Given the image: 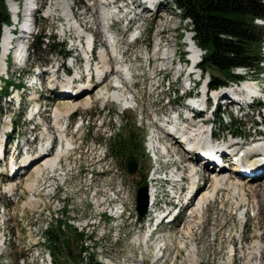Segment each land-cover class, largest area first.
Masks as SVG:
<instances>
[{
	"label": "trees",
	"instance_id": "1",
	"mask_svg": "<svg viewBox=\"0 0 264 264\" xmlns=\"http://www.w3.org/2000/svg\"><path fill=\"white\" fill-rule=\"evenodd\" d=\"M263 1L177 0V4L192 18L198 44L207 50L204 67L228 76L231 67L254 62L260 30L252 21L264 15ZM5 18V8L0 0V23ZM53 249L57 252L58 245Z\"/></svg>",
	"mask_w": 264,
	"mask_h": 264
},
{
	"label": "bare ground",
	"instance_id": "2",
	"mask_svg": "<svg viewBox=\"0 0 264 264\" xmlns=\"http://www.w3.org/2000/svg\"><path fill=\"white\" fill-rule=\"evenodd\" d=\"M64 16H65V18L67 19L68 22H71L70 15L67 12H65ZM17 53L20 54V52H17ZM1 79H3V78H1ZM249 85H252V84H249ZM230 94H231V92H228V95L229 96H230ZM214 95H216V96H214L215 98L218 97L217 94H214ZM183 125L187 126L186 128L185 127H182V129L185 131L186 134L194 135L195 136V138H196V143L195 144L196 145H198L200 147H203V148H205L208 145V141H207L206 136H205V133H204L205 130H206V126L202 127L201 124H200V126H197L196 127L195 124H190V123L189 124L184 123ZM151 143H152V141H151ZM231 143H233V142H231V140H228L225 143L219 142L218 145L220 147H223L225 145L228 146V147H231L232 146V145H230ZM163 145L166 146V149H167V151L169 153H172L174 156L177 155V153H176L177 143L176 142H174V143H172L170 145H167L166 143H163ZM149 146H151V144ZM260 151H262V150H257V147L256 148L253 147L250 152H246V155H249V157H247L248 158L247 161H248L249 164L252 165L253 169H256V165L254 164V162H255V158H254L255 157V154L254 153H258ZM154 154H155V151H154ZM216 154H217V152L208 153L207 154V157H208V159H211L212 160V157L213 156L214 157H217ZM165 157H167V156H165ZM215 159H217V158H215ZM193 166L195 167V165H193ZM233 169H231V170H233ZM155 175H156V177H155ZM159 175H162V166L161 165H158V167L154 170V173L152 174V177L153 178H157V176H159ZM188 177L190 178L191 175H188ZM224 177H225V174H218V175L211 176V179H213L212 188H211L210 191H208L205 194V197L202 200H200V201L201 202H206V201L209 202V201H212V200H214L216 198V193L217 192H221V188L222 187H229V189H227L226 191L229 192V195L232 198H234V195H238V205L240 203H247L246 196H245V191H244V189H247L246 188L247 185L245 186V184L242 183V182H240L239 180L229 181L227 179L224 182V180H223ZM211 179L209 180V182L211 181ZM207 186L208 185L204 186L203 189H208ZM193 187H194V180H193ZM249 187H252V186H249ZM148 189H150V197H152L153 196V192L155 190V187L153 185H150L149 184L148 185ZM253 189H254V190H252L253 191V194L256 193V197L253 198L252 203L253 204L254 203L255 204H258V201L259 200L257 199V194H258L257 193L258 192L257 185L254 186ZM231 251H235V252L237 251V254L243 252V250L241 248H236V249L233 248V249H231Z\"/></svg>",
	"mask_w": 264,
	"mask_h": 264
},
{
	"label": "rangeland",
	"instance_id": "3",
	"mask_svg": "<svg viewBox=\"0 0 264 264\" xmlns=\"http://www.w3.org/2000/svg\"><path fill=\"white\" fill-rule=\"evenodd\" d=\"M46 24V21H44V20H40V22H39V25L42 27V26H44ZM165 27L166 28H168V29H170L171 30V28H172V23L171 22H168L166 25H165ZM2 89H4V90H8L7 88H2ZM165 100V93H164V90L162 91V94H161V96H160V98H159V107H162L163 109H162V111L164 112L165 111V109H164V104H163V101ZM153 101H155V95H154V98H153ZM249 114V111L248 110H246L245 112H244V116H247ZM147 115V114H146ZM221 128H222V132H224V133H227L229 130H232V131H235V132H237V133H240V132H242V133H246V131H247V128L249 129V123H242L241 121H239V120H237V121H235V123L233 124V125H229V126H225V125H221L220 126V132H221ZM131 129V131H134L135 133H136V135L139 137V136H143V137H145V136H147V133H146V131L144 130V129H139V128H126L125 129V131L123 132V133H125L126 135H127V133L129 132V130ZM148 129V128H147ZM156 167V165L155 164H153V162L151 161V159L150 158H140L139 157V165H138V174H137V177H136V179L137 180H139V179H141L142 178V175H145V181H146V179L148 178H150V176H151V172H150V170L151 171H153V169H156L155 168ZM153 173H154V171H153ZM152 173V174H153ZM155 177H156V175H155ZM150 182H153V181H151V179H150ZM211 183H210V187L212 188V185H213V179H211V181H210ZM154 184V183H153ZM153 184H150V185H153ZM158 184V188L157 189H161V183H157ZM154 186V185H153ZM246 186V185H245ZM264 184L261 186L260 184L259 185H257V190L258 189H263L264 187ZM155 187V186H154ZM253 187L254 186H252V187H249L248 185L246 186V188L247 189H244V191H245V196H246V192L247 191H250V190H254L253 189ZM263 187V188H262ZM208 188V187H207ZM210 188V189H211ZM255 192V191H254ZM218 194H222V191L221 192H217ZM217 193H216V195H217ZM229 193V192H228ZM258 195V194H257ZM234 197H236L237 198V203H238V195H234ZM216 199V198H215ZM258 199V198H257ZM259 202V201H258ZM225 243H226V241H225ZM125 247H126V251H124V252H122L121 250H123L122 248H118V247H116L115 245H113V244H111V243H109L108 245H107V249L106 250H108V251H110V252H113V253H116V254H118V255H126V254H130V253H134V252H136V254H140V253H142L145 249H143V251L142 252H140V248H136V247H133V246H131V245H129V244H126L125 245ZM134 249H136V251H134ZM150 251V250H149ZM148 251V252H149ZM68 252V253H67ZM77 252H78V244L76 243V241L73 239V241H72V244H71V247H70V249L69 250H64L63 251V259H61L60 261H58V264H76L77 263V260H78V258H77ZM146 253V252H145ZM17 257H15V256H13V260H15Z\"/></svg>",
	"mask_w": 264,
	"mask_h": 264
},
{
	"label": "water",
	"instance_id": "4",
	"mask_svg": "<svg viewBox=\"0 0 264 264\" xmlns=\"http://www.w3.org/2000/svg\"><path fill=\"white\" fill-rule=\"evenodd\" d=\"M146 206H147L146 190L145 188H140L138 190V196H137V211L140 215H143L145 213Z\"/></svg>",
	"mask_w": 264,
	"mask_h": 264
}]
</instances>
